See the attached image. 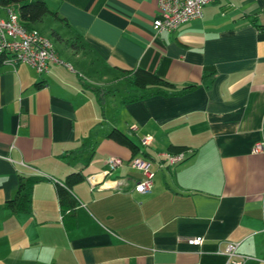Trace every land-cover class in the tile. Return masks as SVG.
I'll return each mask as SVG.
<instances>
[{"label":"crops","instance_id":"0c3cea01","mask_svg":"<svg viewBox=\"0 0 264 264\" xmlns=\"http://www.w3.org/2000/svg\"><path fill=\"white\" fill-rule=\"evenodd\" d=\"M45 2L69 26L56 23L65 64L0 68V264H226V243L243 256L231 261L264 264V154H252L264 135V0H215L159 34L157 0ZM136 69L195 88L124 103ZM112 129L151 162L150 193L135 192L143 174ZM170 145L192 154L160 169ZM109 158L124 164L109 172ZM71 173L83 180L67 188ZM28 177L43 179L29 213L14 212L6 202Z\"/></svg>","mask_w":264,"mask_h":264},{"label":"built area","instance_id":"2783aa9c","mask_svg":"<svg viewBox=\"0 0 264 264\" xmlns=\"http://www.w3.org/2000/svg\"><path fill=\"white\" fill-rule=\"evenodd\" d=\"M213 1L215 0H157L158 15L152 22V29L156 34L173 32L180 25L200 18L204 7ZM4 15V18H0V63L2 65L15 67L25 64L32 67L37 74H42L48 71L49 65L65 64L57 54L52 41L37 30L26 29L19 22L14 8H5ZM141 143L143 146H149L151 137H144ZM252 154H264V135L262 140L254 145ZM185 159V153L173 155L166 153L159 157L156 165L160 169L171 168ZM127 163L130 167L141 171L144 177L135 184V192L140 195L150 193L154 177L151 162L142 158H133ZM123 164L124 162L119 158L107 160L109 172ZM20 165L24 166L23 163ZM202 242V237L188 239V243L192 246H199ZM236 249V244L226 243L224 250L218 249L216 254L226 256L228 259L226 264H240V262L231 261L234 257L243 259V256L235 253Z\"/></svg>","mask_w":264,"mask_h":264},{"label":"trees","instance_id":"16d2710c","mask_svg":"<svg viewBox=\"0 0 264 264\" xmlns=\"http://www.w3.org/2000/svg\"><path fill=\"white\" fill-rule=\"evenodd\" d=\"M8 7L15 9L19 22L26 29L37 30L44 34V32L37 26L42 24L46 18H51L52 21L59 23L64 28H69L65 19L60 18L55 12H51L48 9L45 0H0V11ZM49 37L55 39L57 42L62 39L60 34L55 30H50ZM71 44L73 46L77 45L74 42ZM2 66L3 65L0 63V68ZM126 79L127 84L132 91L128 92V96L124 99V103L140 101L153 95H178L195 88L194 86H184L179 89L176 85L167 82L166 80L158 77L156 74L143 69L133 70L126 76ZM107 138L129 149L133 158L139 153L144 158L145 154L141 153L139 147L118 129H112L107 134ZM166 153L170 155L185 153L187 159L191 156L192 151L186 147L170 145L167 148ZM42 179L43 178L41 177H28L26 179H20L15 198L6 202L7 208L13 210L14 212L25 214L29 213L31 209L33 188ZM82 180L83 176L81 173H71L64 179V186L69 188ZM56 193L61 211L66 214L64 217L73 218V212L75 209L74 200L69 196L67 191L59 185L56 187Z\"/></svg>","mask_w":264,"mask_h":264},{"label":"rangeland","instance_id":"374dc122","mask_svg":"<svg viewBox=\"0 0 264 264\" xmlns=\"http://www.w3.org/2000/svg\"><path fill=\"white\" fill-rule=\"evenodd\" d=\"M5 16L3 15L1 18H4ZM47 19V20H46ZM45 19V21L42 23V24H40L39 26H37L39 29H41L43 32H44V34L48 37V38H50L49 37V35H50V27L51 28H53L55 31H57V25L58 24H56L55 22H54V24H53V26H51V22H52V20H51V18H46ZM53 23V22H52ZM50 26V27H49ZM53 29H51V30H53ZM51 39V41H52V43L54 44V47H57L59 44H58V42L57 41H55V39H52V38H50ZM123 88H124V85L122 84V85H119L118 87H117V90H119V91H122L123 90ZM123 94H120V96H122ZM107 103H108V105H110L111 104V99L110 98H107ZM136 142L138 143V140H136Z\"/></svg>","mask_w":264,"mask_h":264},{"label":"clouds","instance_id":"9594fccd","mask_svg":"<svg viewBox=\"0 0 264 264\" xmlns=\"http://www.w3.org/2000/svg\"><path fill=\"white\" fill-rule=\"evenodd\" d=\"M43 251L47 253V260L50 262L51 259L55 256L56 249L54 246H45Z\"/></svg>","mask_w":264,"mask_h":264}]
</instances>
